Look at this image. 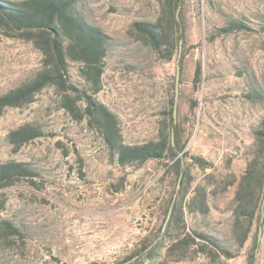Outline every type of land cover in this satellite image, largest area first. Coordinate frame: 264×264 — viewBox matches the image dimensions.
<instances>
[{"label":"rangeland","instance_id":"rangeland-1","mask_svg":"<svg viewBox=\"0 0 264 264\" xmlns=\"http://www.w3.org/2000/svg\"><path fill=\"white\" fill-rule=\"evenodd\" d=\"M184 3L187 42L179 86L180 116L186 121L190 157L211 164L206 170L192 166L191 192L199 184L208 185L210 191V174L220 181L226 173L240 177L244 172L252 132L264 116V0ZM159 11L160 0L85 3V14L115 42L98 98L119 116L129 144L157 136L175 87L178 57L163 62L129 33L133 22L155 20ZM230 18L242 20L249 29L212 39ZM41 59L32 43L0 34V95L32 77L41 68ZM198 63L202 82L195 87ZM70 74L73 81L81 82L77 64ZM191 100L199 102L194 112ZM33 122L42 127L43 136L15 150L8 134ZM5 161L28 162L38 175L0 193V222L10 221L19 231L0 237V264H116L160 216L159 201L167 184L163 186L160 179L165 163L119 167L110 160L102 139L60 108L53 88L43 90L31 104L8 108L0 115V162ZM235 189L211 195L207 215L186 213L187 226L223 243L231 241ZM246 251L243 248L227 263L246 264ZM208 262L200 256L167 264ZM255 264H264L263 242Z\"/></svg>","mask_w":264,"mask_h":264},{"label":"trees","instance_id":"trees-1","mask_svg":"<svg viewBox=\"0 0 264 264\" xmlns=\"http://www.w3.org/2000/svg\"><path fill=\"white\" fill-rule=\"evenodd\" d=\"M85 3L86 0H0V34L32 43L42 56L41 68L32 77L0 95V115L8 108L31 104L43 90L53 88L60 108L75 122L87 124L90 131L102 139L110 160L119 167L139 169L150 161L165 163L166 169L160 179L163 186L165 182L167 184L159 201L160 216L149 233L116 264H156L162 258L161 264L179 263L200 256L208 259L207 264H228L227 260L238 257L245 247L246 264H255L259 246L264 243V222L261 224L264 116L252 132L253 143L241 176L226 173L217 181L210 174L213 178L209 182L210 191L208 185L199 184L191 192L195 182L192 166L197 164L206 170L211 164L203 158L190 157L186 150L190 139L185 135L186 121L181 119L179 101L177 122L174 117L176 81L157 136L142 143H127L119 116L98 98L104 89L106 61L115 42L85 14ZM184 4V0H160V11L155 20L135 21L129 29L130 34L146 44L163 62L179 56L180 41L183 40L179 59L181 72L187 42ZM244 29L249 27L242 20L230 18L217 28L212 39ZM73 64H77L81 82L72 80L70 68ZM202 73V64L198 63L193 78L195 87L202 82ZM198 107V100H191V111ZM43 134L42 127L33 122L11 130L8 138L18 150ZM37 175L28 162H0V193L21 182H32ZM234 186L231 241L223 243L219 237L187 226L186 213L209 214V197ZM260 225L263 226L261 242L258 241ZM17 233L19 231L10 221L0 222L1 238Z\"/></svg>","mask_w":264,"mask_h":264},{"label":"water","instance_id":"water-1","mask_svg":"<svg viewBox=\"0 0 264 264\" xmlns=\"http://www.w3.org/2000/svg\"><path fill=\"white\" fill-rule=\"evenodd\" d=\"M179 19V15H178ZM182 50H183V40L180 41V51H179V56H178V61H177V74H176V95H175V106H174V117H175V122H177V116H178V101H179V86H180V79H181V65H180V57L182 56ZM173 142H174V134H173ZM169 218V217H168ZM264 222V199H263V204L261 208V224ZM263 237V226L260 225L259 227V233H258V241L261 242Z\"/></svg>","mask_w":264,"mask_h":264}]
</instances>
